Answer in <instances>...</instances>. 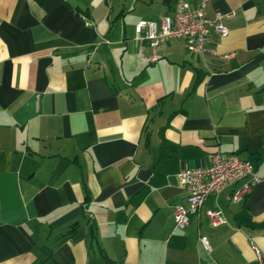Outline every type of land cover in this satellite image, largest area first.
Returning <instances> with one entry per match:
<instances>
[{
	"label": "crops",
	"instance_id": "crops-1",
	"mask_svg": "<svg viewBox=\"0 0 264 264\" xmlns=\"http://www.w3.org/2000/svg\"><path fill=\"white\" fill-rule=\"evenodd\" d=\"M176 3L0 0V264H259L254 246L264 260V0H189L228 29L209 27L204 54L137 35ZM215 152L260 182L175 227L177 173Z\"/></svg>",
	"mask_w": 264,
	"mask_h": 264
},
{
	"label": "built area",
	"instance_id": "built-area-1",
	"mask_svg": "<svg viewBox=\"0 0 264 264\" xmlns=\"http://www.w3.org/2000/svg\"><path fill=\"white\" fill-rule=\"evenodd\" d=\"M233 12L227 13L232 16ZM221 16L209 19L205 15V6L199 5L191 9L189 0H177L172 15L161 17L159 23L140 20L135 28L138 36L148 40L151 48H157L169 38H181L185 41L189 51L197 54L211 52L209 43V27L212 26L221 36L228 34L227 27L221 22ZM156 56L143 57L146 63L154 62ZM178 185L185 191L188 207L174 206L175 227L184 228L189 224V213L197 212L211 193H217L227 184L249 178L239 190L229 196L230 200L241 199L250 193L252 187L260 182L255 174L252 163L241 159L236 153L215 152L208 156V162L201 167H184L177 173ZM212 226L226 223L220 209L206 211ZM204 249L211 251V246L205 236L200 237ZM259 264H264L258 248L254 246Z\"/></svg>",
	"mask_w": 264,
	"mask_h": 264
},
{
	"label": "trees",
	"instance_id": "trees-1",
	"mask_svg": "<svg viewBox=\"0 0 264 264\" xmlns=\"http://www.w3.org/2000/svg\"><path fill=\"white\" fill-rule=\"evenodd\" d=\"M36 1H38V2H43L44 0H36Z\"/></svg>",
	"mask_w": 264,
	"mask_h": 264
}]
</instances>
